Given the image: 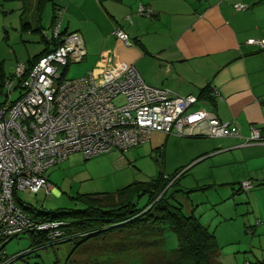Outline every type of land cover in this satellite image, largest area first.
<instances>
[{"label":"built area","instance_id":"1","mask_svg":"<svg viewBox=\"0 0 264 264\" xmlns=\"http://www.w3.org/2000/svg\"><path fill=\"white\" fill-rule=\"evenodd\" d=\"M233 8L245 10L246 5L235 3ZM137 12L149 15L151 11L138 3ZM62 15L56 12L48 37L59 45L30 66L17 63L13 76L4 79L5 88L10 89L15 79L22 88L14 101L0 103V237L7 240L35 227L51 241L62 237L59 222L34 216L19 193L53 190L46 171L71 153L92 158L125 152L148 141L152 132L208 138L240 135L238 129L197 106V96L148 85L133 65L116 73L104 71L97 79L91 71L63 78L59 67L79 62L85 51L77 33L61 32ZM112 34L124 45L132 44L123 30L116 28ZM246 43L264 47V39L249 38ZM210 94L217 97L218 91L211 88ZM116 98L121 102L116 103ZM257 142H264L263 137L251 128L245 143ZM251 186L242 183L245 190Z\"/></svg>","mask_w":264,"mask_h":264},{"label":"rangeland","instance_id":"2","mask_svg":"<svg viewBox=\"0 0 264 264\" xmlns=\"http://www.w3.org/2000/svg\"><path fill=\"white\" fill-rule=\"evenodd\" d=\"M39 12V0H0V21L3 20V24L0 23V47L3 45L9 52L3 56L6 60L2 63L6 76L11 73L15 62L24 60L25 63L32 59V55L44 46L42 39L50 36L51 3L47 2ZM22 23H28L32 28L41 26L42 32L35 29L27 34L22 29ZM94 49L99 50V45H95ZM93 63L87 61L86 57L81 62L70 63L63 78L80 77ZM143 64L151 67L147 60ZM106 66L109 63L100 64L96 71L102 73ZM59 70L62 71L63 67L60 66ZM15 85L2 89L6 96L0 94V101L16 98L18 91ZM114 101L120 103L121 99ZM186 140L212 139L152 132L148 141L125 152L110 151L88 159L80 152L71 153L67 159L46 171L53 190H41L36 194L19 193V197L28 207L41 212L81 209L83 204L74 199L79 194L116 191L131 182L154 178L158 172L172 175L179 170L180 174L189 168L179 179L178 185L170 190L179 189L174 193V203H181L184 212L192 211L203 225L214 232L219 249L218 255L211 257V264H264V184L258 185V188L254 180L245 179L252 183L251 189L236 193L237 183L241 181L234 179L230 168L238 167V164L217 165L230 157L228 152L201 154L198 162L188 166L194 155L185 153L186 150L182 148ZM161 144V150L156 149ZM190 188L192 191L186 193ZM144 200V197L138 198L139 204L142 205ZM123 236L130 238L127 243L119 241ZM141 236L121 227L85 239L76 238L36 247L31 243L30 234L25 233L12 237L3 250L12 259L25 253L30 246L36 247L11 264H151L176 256L174 232L167 231L164 241L161 235L155 238L152 234H146L143 241Z\"/></svg>","mask_w":264,"mask_h":264},{"label":"crops","instance_id":"3","mask_svg":"<svg viewBox=\"0 0 264 264\" xmlns=\"http://www.w3.org/2000/svg\"><path fill=\"white\" fill-rule=\"evenodd\" d=\"M53 2L63 10L61 31L78 33L83 43L85 54L79 62L85 57L87 61L94 62L87 70L92 72L94 78H100L104 71L116 73L133 65L148 85L168 88L175 94H193L198 97L204 87L216 89L217 97H212L211 100L199 98L196 105L205 107L211 115L228 123L230 128L238 129L240 135L209 138L212 140L206 141L186 140L182 148L186 150L185 153H192L194 158L202 156L201 154L218 155L228 152L230 157L218 162L217 165L238 164V167L230 168L234 173V179H238L240 183L249 182L245 179L254 180L256 187L264 184V142L245 143L251 128L258 129L264 138V47L246 43V39L250 37L264 39V2L259 0H53ZM138 3L150 8L153 14L140 15L137 12ZM235 3H244L248 8L237 11L233 8ZM0 23L3 24L2 19ZM52 25L53 22L50 21L48 28ZM116 28L126 32L133 44L126 46L116 39L112 34ZM95 45H99V50L94 49ZM2 46L0 62L4 63L6 58L3 56L9 52ZM48 47L52 48V45ZM44 48L45 42L42 49L32 57ZM144 60L150 62L151 67L143 64ZM23 61L15 62L14 67L17 63H24ZM103 63H109V66H106L102 73L96 71ZM193 137L199 138L190 136ZM162 145L156 149L161 150ZM192 162L191 160L187 163L188 166Z\"/></svg>","mask_w":264,"mask_h":264},{"label":"trees","instance_id":"4","mask_svg":"<svg viewBox=\"0 0 264 264\" xmlns=\"http://www.w3.org/2000/svg\"><path fill=\"white\" fill-rule=\"evenodd\" d=\"M2 1L10 2L14 0ZM39 1L40 12L47 2L51 3V23L54 21V17L58 10L63 12L61 7L54 4L53 0ZM259 2H264V0H259ZM145 8L151 11L147 16H151L153 14L152 10L147 7ZM247 8L248 6L246 5V9ZM22 29L24 32H33L35 29L36 32H42L41 26L32 28L28 23H22ZM250 38L261 39L256 37ZM42 40L45 42V48L26 62L29 66L41 55L59 45L58 42L49 41L46 37ZM50 44L52 48L48 47ZM67 67L68 65L63 66V70L61 71L62 77L65 75ZM11 76H13L12 72L8 76L5 75L2 63L0 62V94L3 96H6V93L2 91V89L5 88L4 79L10 78ZM14 84H16L15 88L18 91L17 98L22 93V88L16 79L14 80L13 85ZM210 90L211 89L208 87H204L199 92L198 98L213 99V96L210 97ZM16 98H6L0 101V103L7 101V99L14 101ZM200 157L202 156L192 159V163L198 162ZM179 172V170H175L172 175L158 172L154 178L146 181L131 182L118 188L116 191L79 194L74 199L83 204V208L81 209L63 208L57 209L56 211L41 212V210L39 211L37 208L27 206L26 208L32 212L34 216L40 217L42 221H58L59 225L57 229L63 232L60 239L51 241L45 236V231L37 227L32 228L34 230L28 233L31 236V243L32 245H37L36 247H45L57 242H64L76 238L85 239L88 236L112 232L121 227L128 228L130 233L143 235L141 236L142 241L146 234H152L155 238L161 235L162 241H164L165 233L167 231H172L175 233L177 241L176 256L171 259L164 258L151 264H211V257L218 255L217 250L219 249L214 232L203 225L192 211L184 212L181 203L175 204L173 201L174 193L180 190L170 189L178 185L179 179L184 175V172L180 174ZM47 180L51 185L48 176ZM236 187V193L244 189L242 183ZM190 191H192L191 188L188 189L186 193ZM142 197H144L145 200L143 204L140 205L138 198L141 199ZM10 239L11 238H9V240ZM119 239V241L127 243L130 238L123 236ZM6 240L7 238L0 237V264H11L21 256L32 252L34 250L32 248H36L30 246L25 253L19 254L11 259L8 258L5 252H2L4 245L9 241Z\"/></svg>","mask_w":264,"mask_h":264}]
</instances>
